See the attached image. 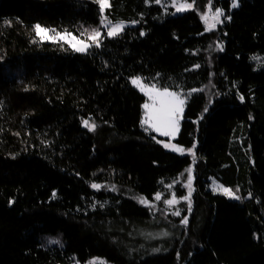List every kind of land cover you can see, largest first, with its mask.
I'll return each mask as SVG.
<instances>
[{
    "label": "trees",
    "instance_id": "trees-1",
    "mask_svg": "<svg viewBox=\"0 0 264 264\" xmlns=\"http://www.w3.org/2000/svg\"><path fill=\"white\" fill-rule=\"evenodd\" d=\"M188 1L159 20L108 0L111 23L137 21L108 37L95 1L0 0V264H264V0ZM208 6L223 19L205 31ZM36 25L102 36L79 53ZM132 77L183 93L195 161L140 127Z\"/></svg>",
    "mask_w": 264,
    "mask_h": 264
},
{
    "label": "rangeland",
    "instance_id": "rangeland-1",
    "mask_svg": "<svg viewBox=\"0 0 264 264\" xmlns=\"http://www.w3.org/2000/svg\"><path fill=\"white\" fill-rule=\"evenodd\" d=\"M92 1H95L99 4L98 0H92ZM140 1H141L140 13L143 14L145 10L150 11L151 8L157 7V8H159V16L157 17L159 20H163L167 17H173V16L181 15V14L189 12L193 9L192 2H190L188 0H138V2L136 3L138 6H140L139 5ZM184 4H192V7L191 8H185L184 10H178L180 8V6L184 5ZM107 5H108V0H107ZM99 7H100V4H99ZM100 10H101V8H100ZM101 13H102V18H104L102 11H101ZM214 13H215V9H213L211 6H208V8L201 15V22L203 24L205 31L213 30L219 23L222 22L223 15L219 16V23H215L214 21H212L211 17L214 15ZM203 15H207L209 17L208 24H206L205 21L202 19ZM106 21L107 22L102 23V19H101V23H102V27L105 31V35H107L108 37H114L115 36V35H112L110 33V29L114 28L116 25H122V28L120 30H118V32H117V34H119L125 28L135 26L137 24V21H129V22L128 21H120L118 23H111L107 19H106ZM210 25H211L210 30H206V28L209 27ZM56 33L57 32L49 31L48 36L49 37L55 36ZM36 36H37V39L39 41L59 42V43L65 44L66 46H68L70 49H72L75 52L86 53L91 48L92 45H96L99 43L101 36H102V33H99V38H98L97 42H93L91 39H89V37H84V38L76 37L77 40L82 41L83 43L89 45L84 51H76L73 48L71 43L66 42L64 40H60V39H57V40L43 39L42 40L40 38V36H38L37 34H36ZM71 36H73V35H71ZM136 78L140 79L141 83L145 86V89H153V91H163L164 89H160L156 86H154V88H153V85H150V84L144 82V80L141 77L130 78L129 81H130L131 86L145 97V102L142 105V115H141V120H140V127L144 131L150 132V133L154 134L155 136L161 138L159 140V143L162 145V147L164 149L171 151V152H174V153H177V154H180V155L192 156L193 160L195 161V147L184 148L182 146H179L176 143V139H177L179 132H180L181 123H182L183 115H184V111H185V104H186V99L183 96V93L168 90L169 92L175 93L177 95V98L180 100H183L184 103L180 106L182 108V110L178 111L175 115L177 130L175 131L174 135L164 136V135H161L159 132L153 130V128H151L149 126V124L142 123V121L147 119L148 113L152 110V106L155 104L157 107H159V103H158V101H154L153 99H150L149 95L145 94V91H141V89L138 86H134L132 84V80L136 79ZM145 104H148L150 106L149 109L146 110L143 107ZM173 148H175L177 150H173ZM193 171H194V167L192 164L187 171V177H186L187 178V182H186L187 193H186V196L183 199H181L183 202H186L188 206L191 204V197H192V194L194 192V179H195V177H194ZM238 188H239V190H241V185H239ZM209 189L213 193L222 195V196L226 197L227 199L234 200L237 202L243 201V197L239 193L238 189L233 190L231 188L225 187L219 181H217L215 178H209ZM224 189H228L230 191V195L226 194L224 192ZM156 197H155L156 201L160 199V196H159V199H156ZM247 199H250V195H247L246 197H244V200H247ZM169 201H172V203L169 204L166 202V204H167L168 208L170 209V211H172L171 209H173V207H175L179 203V200L172 197ZM143 203L146 204L145 202H143ZM51 242L56 243L53 240H51ZM86 264H107V262L103 258L94 257V258L90 259L88 262H86Z\"/></svg>",
    "mask_w": 264,
    "mask_h": 264
},
{
    "label": "snow or ice",
    "instance_id": "snow-or-ice-1",
    "mask_svg": "<svg viewBox=\"0 0 264 264\" xmlns=\"http://www.w3.org/2000/svg\"><path fill=\"white\" fill-rule=\"evenodd\" d=\"M100 4L101 11L108 6L107 0H98ZM238 3L237 0H233L232 7H237ZM192 4H184L181 5L178 10H184L185 8H191ZM223 15V12L221 9L217 8L215 9L214 15L211 17L212 21L215 23H219V16ZM202 19L205 21L206 24H208L209 17L207 15H203ZM106 17L102 18V23H105ZM210 27H207L206 30H210ZM122 28V25H116L114 28L110 29V33L112 35H116L118 30ZM35 31L40 38L43 39H52V40H64L66 42H69L72 44L73 48L76 51H84L89 45L83 43L82 41L77 40L76 37L71 36L70 34H60L56 33L55 36L49 37L48 32L50 30L42 28L40 25L35 26ZM54 31V30H52ZM99 38V31L96 29H93V34L89 36V39H91L93 42H97ZM98 46V45H97ZM132 84L134 86H138L141 91H145L146 95H149L150 99H153L154 101H158L159 107H157L155 104L152 106V110L148 113V117L146 120L142 121V123H147L153 130L159 132L161 135L164 136H171L174 135L176 128V121H175V115L178 111H181L182 108L180 107L184 101L177 98V95L173 92H169L167 89H164L163 91H153V89H145V86L141 83L139 78L133 79ZM154 88V86H153ZM146 110L149 109V105L145 104L143 106ZM85 126H88V122L85 121ZM173 150H177L173 148ZM190 151V150H189ZM95 187V186H94ZM224 192L226 194L230 195V191L228 189H224ZM156 199H159V194L157 195ZM141 202H144L143 199ZM167 203L171 204L172 201H167Z\"/></svg>",
    "mask_w": 264,
    "mask_h": 264
}]
</instances>
